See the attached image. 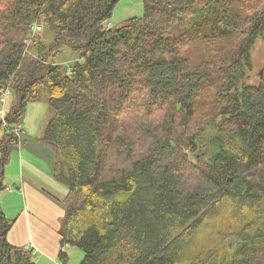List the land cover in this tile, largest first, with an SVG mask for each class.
<instances>
[{"label": "trees", "instance_id": "16d2710c", "mask_svg": "<svg viewBox=\"0 0 264 264\" xmlns=\"http://www.w3.org/2000/svg\"><path fill=\"white\" fill-rule=\"evenodd\" d=\"M119 1L0 0L8 119L22 124L43 87L54 109L40 140L69 188L63 247L84 252L79 264H264V80L246 82L264 0H143L142 16L108 27ZM191 43L210 57L193 62ZM62 47L77 56L70 67L55 60ZM213 87L219 113L196 124ZM21 142L0 128V193ZM228 208L236 222L198 248L200 228ZM11 227L0 207V264H36Z\"/></svg>", "mask_w": 264, "mask_h": 264}, {"label": "crops", "instance_id": "0c3cea01", "mask_svg": "<svg viewBox=\"0 0 264 264\" xmlns=\"http://www.w3.org/2000/svg\"><path fill=\"white\" fill-rule=\"evenodd\" d=\"M24 140L12 152L15 168L8 173L5 170V186L12 190L0 193V207L13 220L8 239L16 246L31 248L36 264H64L62 250L67 255L66 264H78L80 251L74 246L63 247L59 233L65 208L57 202L67 195L69 188L48 163L46 157L52 158L46 152L49 147Z\"/></svg>", "mask_w": 264, "mask_h": 264}, {"label": "rangeland", "instance_id": "374dc122", "mask_svg": "<svg viewBox=\"0 0 264 264\" xmlns=\"http://www.w3.org/2000/svg\"><path fill=\"white\" fill-rule=\"evenodd\" d=\"M143 14H144V1L143 0H121L116 4L113 10V14L111 16L110 22L112 23L111 25H113V27H116V26L121 25V23L124 22L128 18L135 17V16H142ZM50 38L52 37L49 36V34H47V38H46L47 43L51 42ZM238 41H239V36H236L233 40V44H231V47L233 49L237 48L236 45ZM226 44L227 43H222L220 46H217L218 49H217V53L215 54V56L218 55V52L221 51V49H222V52L225 50ZM263 45H264L263 41L261 39L258 40L255 44L254 49L251 52L253 67L248 73H246L247 74L246 82L249 83V85H258L260 81L264 80V46ZM211 49L212 47L203 46L197 43H191L189 46L190 59L193 62L195 60L200 61L207 57ZM53 52H55V54L57 55L55 60L58 62H63L67 67H70L71 65H73L77 57L76 54H73V52L67 47H62L61 52H58V51H53ZM209 57H210V53H209ZM212 69H216V74H217V68L215 65H212L211 68L209 65L210 72L212 71ZM214 88L215 87L210 88V89L206 88V90H204L200 94V96L197 98V101L195 103H198L197 115L198 116L200 115V117H196L197 118V120L195 121L196 124L200 123L201 121L204 122L205 119L207 120L213 117L215 118L217 114L219 113L221 99L219 98V95L216 92H214L215 91ZM47 95H48L47 89L43 87L40 90L38 99L30 101L29 104L27 105L26 113H25V116L22 122L24 133L20 136L22 142L25 141L24 139H26L27 141L29 142L33 141L37 143L38 145H40V147H42L43 144L40 139L44 134L47 122L54 115V109L50 106L49 97ZM12 100H13V94H9L7 97L6 109H9L10 105L12 104ZM130 118H133V116L128 117V119ZM143 145L144 144L142 143V146ZM18 147L19 146L9 151L11 154V157L9 161L6 162V165H5V170H7V173H8V170L15 168V160H13L12 152L14 150H18ZM141 149L143 152L146 150L145 147H142ZM46 152L49 153L52 156V158L54 155V160H52V158L50 157H46V158L48 159V163H51V165H53V171L55 172V174L57 173L59 177H62V171H60L59 168L57 170V163H56L57 155L55 154L54 150L49 147ZM0 157H1V150H0ZM65 167L67 168L66 165ZM62 178L65 179L64 177ZM4 183H7L6 179H4ZM11 186L14 187L15 184L13 183V185ZM57 203L61 204L62 202L59 200V202ZM62 207L64 208V205ZM9 213L12 214V211ZM236 220H237L236 215L234 214L233 216V214L230 213V208H228L224 210V212L222 213L220 217H218L217 219L213 221L212 224L215 225L214 228L212 226H209L208 224L203 225L200 228L201 231L196 241L198 248H201L203 246H206V247L213 246L218 238V236H216L217 231H219V229L222 226H223V230L225 231L226 229L229 228L227 223H233V222H236ZM10 221L13 222L12 219ZM226 238H227L226 242L229 243L230 245L234 244L236 240L234 237H226ZM66 249L65 250L67 252L70 251V248H66ZM76 249L80 251L78 258L81 257L80 259V262H81V260L83 259L82 257H84V252L78 247H76ZM78 258H76L77 262H78ZM72 261L74 260L72 259Z\"/></svg>", "mask_w": 264, "mask_h": 264}, {"label": "built area", "instance_id": "2783aa9c", "mask_svg": "<svg viewBox=\"0 0 264 264\" xmlns=\"http://www.w3.org/2000/svg\"><path fill=\"white\" fill-rule=\"evenodd\" d=\"M112 23L108 22L107 26L111 27ZM41 28L39 26H36L34 29L35 31L40 30ZM11 94V91L9 88H6L2 91L0 94V128L6 132L14 133L17 136H21L24 133V129L22 127V124L20 123H11L8 119L7 110H6V102L8 95ZM12 188L6 187L5 191H11ZM64 247H68L69 245L64 244Z\"/></svg>", "mask_w": 264, "mask_h": 264}]
</instances>
